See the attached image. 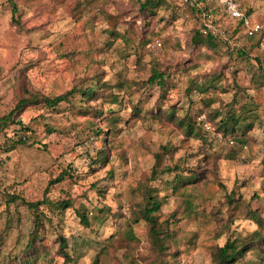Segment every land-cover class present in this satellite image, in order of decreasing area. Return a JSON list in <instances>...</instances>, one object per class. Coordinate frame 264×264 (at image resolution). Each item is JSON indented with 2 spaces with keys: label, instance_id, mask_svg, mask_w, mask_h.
I'll return each mask as SVG.
<instances>
[{
  "label": "rangeland",
  "instance_id": "obj_1",
  "mask_svg": "<svg viewBox=\"0 0 264 264\" xmlns=\"http://www.w3.org/2000/svg\"><path fill=\"white\" fill-rule=\"evenodd\" d=\"M11 1L17 6L13 19ZM142 1L0 0V117L24 89L53 97L86 85L95 76L110 85L126 82L133 91L130 96L121 90L118 104L104 99L90 102L88 114L66 103L57 110L29 106L17 120L30 131L15 135L12 127L7 129L8 137H22L26 142L0 150V264H10L21 254L34 225L31 211L19 201L7 204L3 194L38 201L48 182L57 178L61 180L49 186L45 197L53 203H73L63 211L41 207L52 225L44 221L40 247L49 251L52 264H93L108 244L112 248L103 264H155L147 226L132 219L139 188L154 187L166 197L161 220L178 211L180 220L170 227L181 243L178 264H213L210 255L215 246L257 229L248 211H258L264 220V88L256 89L258 72L264 70L263 53L257 62L252 53L236 57L222 44L194 48L190 37L199 24L190 8L181 6V0H171L173 10L162 9L154 21H145L138 10ZM243 1L244 9L263 20L264 0ZM188 3L212 9L219 0ZM140 39L151 41L140 49ZM236 43V48L248 47L241 31ZM150 62L169 73L165 96L144 83ZM209 82L211 87L203 93L193 89ZM236 87L255 89L251 94L259 113L251 130L256 141L252 146L224 141L212 127L210 132L202 127L204 121L211 122L214 109L227 111ZM100 110L106 116L109 110L116 113L120 129L111 137L114 150L104 167L93 163L100 143L90 131L105 126L96 115ZM169 110L177 117L196 116L205 140L185 137L176 123L164 117ZM162 146L170 151L164 166L177 164L203 172L196 188L173 195V174L149 182L154 154ZM239 147L243 151L226 160L230 148L238 152ZM185 198L194 202L190 215L183 207ZM95 207H105L107 222L100 230L83 229L75 211L95 216ZM129 225L137 238L132 250L123 248ZM59 235L68 245L74 239L69 250L72 260L58 255ZM45 258L49 262V256ZM246 261L264 264L252 254Z\"/></svg>",
  "mask_w": 264,
  "mask_h": 264
},
{
  "label": "trees",
  "instance_id": "obj_2",
  "mask_svg": "<svg viewBox=\"0 0 264 264\" xmlns=\"http://www.w3.org/2000/svg\"><path fill=\"white\" fill-rule=\"evenodd\" d=\"M180 1V0H179ZM189 0H181L183 3L181 6L186 7L192 11V14L197 19L199 24L198 28L194 30L190 37V44L194 48L198 47H214L220 43L212 38L211 36L203 35L200 31V9L188 3ZM201 0L197 2L200 3ZM12 2V1H11ZM11 13L12 19L17 12V6L15 3H11ZM171 0H143L139 4L140 17L145 21L155 20L156 16L159 14L160 10H173L171 8ZM246 14H250L249 9H245ZM264 21V18L263 20ZM114 34V33H113ZM117 35V34H116ZM124 38V37H122ZM262 35H256L250 38H246L248 42V47L232 49V52L236 57L245 58L248 57L249 53H252L255 57V61L259 62V55L263 52L260 49V42L262 41ZM125 40V39H124ZM148 40H139L138 46L140 49L144 48ZM128 44V42L125 40ZM137 46V47H138ZM229 49V48H227ZM134 53H138L135 50ZM251 54V55H252ZM155 60V58H153ZM157 60V59H156ZM150 72L147 80L144 82L146 86L157 88L162 96L166 95L168 86L167 79L169 78V73L167 69L163 66L160 67L157 62H150ZM254 73L252 74V76ZM259 84L256 89L264 88V70L258 72ZM212 82L209 84H204L199 87H194L199 93L205 92L211 87ZM117 90V93L114 91ZM126 91L128 95H132L133 91L126 82H118L115 85H110L104 81H100L97 77H92L91 80L83 86L73 87L72 89L56 95L53 97L42 96L37 92H32L30 90H23L14 100L13 106L0 117V150L8 151L15 147L16 145H24L25 138L18 137L16 140L12 137H8L6 134L7 129L13 128L18 135L19 132L27 133L29 132V127L25 126L21 121H18V117L22 114L25 108L35 105H43L47 108L57 110L62 104H70L77 107L78 111L84 114L91 113L88 104L92 101L102 100L104 102H109L111 104H118L119 93ZM192 90V89H191ZM255 92L254 88H239L236 87L233 94V99L231 104L227 106V111L222 114L218 109L209 117L211 122L212 131L218 133V136L222 140L226 141L229 139L237 140L240 146L254 145L256 142L251 135V130L259 113V104L255 100V95L251 94ZM103 101V100H102ZM136 111L138 108L133 107ZM159 112H162L158 109ZM163 114V113H162ZM97 117L105 122L104 128L94 127L92 128L91 134L96 137L100 143V147L96 152L93 159L94 164H98L100 167H104L108 160L110 150H114L111 143V137L118 134L120 129L117 127L119 118L116 113L109 110L108 115H104L103 111L100 110ZM164 117L176 123L178 127L183 131L185 137H193L198 140H205L202 129L200 128L199 122L196 120V116H184L177 117L174 116V112L169 110L168 113L163 114ZM212 123V124H211ZM49 132H52V130ZM217 137V136H216ZM232 141V140H229ZM228 141V142H229ZM251 145V146H252ZM231 148L233 147L230 146ZM227 152L228 156L226 160H233L236 158L240 151H243L241 147L238 148V152L234 150ZM247 148V147H243ZM235 149V148H234ZM170 151L166 146L160 147V151L154 154V164L150 170L149 182L156 181L158 178L164 175L173 174L172 190L173 195H180L182 189L186 188H196L201 182L202 173L201 171L194 172L193 169L181 168L177 164L173 166H164L163 160ZM262 170H264V144L262 145V160H261ZM61 178H57L48 182V186L44 191V196L41 200L28 202L22 197L16 194H3L7 204L16 203L17 201L25 205L29 211H31L33 216V230L29 234L28 242L24 247L21 254L12 260L10 264H52L49 251L44 249V246L40 247V230L44 227V221L52 225V221L43 212L41 207L47 206L50 208L53 206L56 210L63 211L72 208V201H58L51 202L46 197L45 194L50 185L59 182ZM138 196L140 200L134 199L132 205V216L134 223L143 222L147 226L148 231V242L150 245V251L155 257V264H178L176 257L179 256L181 251L179 250L180 239L177 234L170 229L172 225L179 222L177 217V212L171 213L167 218L161 220L160 212L162 206L166 202V197H162L158 194V191L154 187H144L138 189ZM184 210L190 215V212H194V202L190 198H185L183 201ZM97 215H88L85 211L76 210L75 214L78 219L79 224L83 229L89 230H100L107 222V214L105 207H95ZM248 216L252 219L257 226V229L245 237H234L233 239H227L223 245L215 246L211 252V261L213 264H250L246 261L247 257L252 254L256 259L264 262V220L260 217L258 211H248ZM123 248H128L132 250L134 248V243L137 238L134 235L133 228L129 225L125 230L124 234ZM58 255L64 260H72L69 255V250L74 247V239H72L71 244L68 245V241L62 235L58 237ZM37 243L39 248H37ZM112 248L111 244L103 246L96 256L93 264H103L105 258L108 257L109 251ZM50 258L49 262L45 257ZM165 260V258H169Z\"/></svg>",
  "mask_w": 264,
  "mask_h": 264
},
{
  "label": "built area",
  "instance_id": "obj_3",
  "mask_svg": "<svg viewBox=\"0 0 264 264\" xmlns=\"http://www.w3.org/2000/svg\"><path fill=\"white\" fill-rule=\"evenodd\" d=\"M218 4V7L212 9L199 8L201 33L211 36L229 49L236 47L239 31L245 38L262 35L260 49L264 55V21H258L251 13L246 14L242 0H219ZM202 127L206 132L211 131V126L206 121Z\"/></svg>",
  "mask_w": 264,
  "mask_h": 264
},
{
  "label": "crops",
  "instance_id": "obj_4",
  "mask_svg": "<svg viewBox=\"0 0 264 264\" xmlns=\"http://www.w3.org/2000/svg\"><path fill=\"white\" fill-rule=\"evenodd\" d=\"M244 3H245V1H243V3H242V4H243V8H245V7H246V5H245Z\"/></svg>",
  "mask_w": 264,
  "mask_h": 264
}]
</instances>
